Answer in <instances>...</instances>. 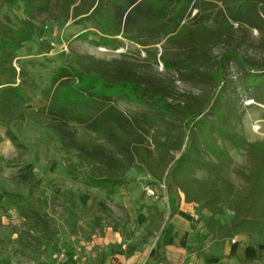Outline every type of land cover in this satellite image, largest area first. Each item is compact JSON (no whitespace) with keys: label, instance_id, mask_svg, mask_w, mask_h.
Segmentation results:
<instances>
[{"label":"trees","instance_id":"obj_1","mask_svg":"<svg viewBox=\"0 0 264 264\" xmlns=\"http://www.w3.org/2000/svg\"><path fill=\"white\" fill-rule=\"evenodd\" d=\"M12 10L22 15L17 25L8 14ZM211 12L216 14L214 27L205 24ZM41 15L91 24L97 40H89L92 31L87 29L81 40L95 47L117 48L120 39L128 41L175 79L140 74L125 59L76 55L74 65L53 69L37 95L43 104L27 110L38 85L27 68L30 62H21L18 55L35 40L41 51L52 49L36 21ZM252 30L260 36L258 58L242 54L252 45ZM237 32L247 38L237 37ZM219 46L221 52L213 57ZM231 68L250 99L264 102V0H0V127L21 133L27 119L45 126L66 157L68 175L78 178L73 170L83 167V184L102 191L106 199L129 183L126 175L132 168H139L164 182L174 199L171 215L181 202L202 204L211 213L207 227L224 237L264 228V142H249L229 126ZM174 81L197 86L198 93L175 91ZM116 100L148 110L129 116ZM37 115L45 121L37 122ZM218 141L244 149L251 164L247 174L239 173L249 186L248 196L228 225L214 219L221 213L223 195L195 178L196 171L216 175L232 163ZM71 154L77 165H72ZM31 170L30 164L19 169L20 181H33ZM151 210L147 227L155 231L162 213L156 206ZM17 212L24 220L42 223L39 212Z\"/></svg>","mask_w":264,"mask_h":264},{"label":"rangeland","instance_id":"obj_2","mask_svg":"<svg viewBox=\"0 0 264 264\" xmlns=\"http://www.w3.org/2000/svg\"><path fill=\"white\" fill-rule=\"evenodd\" d=\"M5 10H2L4 13ZM9 16L17 25L22 18L20 11H9ZM195 12L186 19L191 23ZM205 21L209 27H214L216 14L211 12ZM45 32L46 43L51 51L43 52L35 40L19 52L21 62L29 61L31 74L38 85L31 105L27 110H36L43 104L39 90L44 88L53 69L59 65L73 64L76 55L92 56L95 59L112 60L125 59L133 62L140 74L154 75L166 79H175L171 73L165 72L159 63L146 58V53L140 47L120 39L117 48H100L89 43L97 40L91 24L76 25L72 20L63 22L54 16L41 15L36 18ZM84 29L92 31L89 40H81ZM80 36V38H79ZM237 37H246L237 32ZM48 38V39H47ZM251 46L243 48L242 54L249 57H259L257 47L260 36L252 30L249 32ZM47 44V45H48ZM155 46V50L158 49ZM221 46L212 51L216 57L221 52ZM229 77L234 83L229 91L232 106L230 128L243 134L249 142H264V102L258 103L250 99V91H243L236 82L235 69L229 70ZM175 91L197 94L198 88L189 83L173 82ZM114 104L125 114L131 116L146 112L142 105L130 104L116 100ZM37 122H44L43 115H37ZM27 119L21 133L15 129L6 130L0 135V260L9 264H62L69 263L70 258L78 262L83 256L84 247L81 242H88L98 227L119 228L127 230L130 215L138 213L139 201L146 197L152 203L160 195L158 187L164 189V182L153 180L148 174L132 168L126 175L129 183L120 188L118 193L106 199L105 194L95 188L83 184V167L77 166L73 173L78 178L72 179L66 168V157L59 149V144L52 138L51 132L45 126L37 125ZM81 135V133H80ZM82 137V136H81ZM229 152L232 163L222 168L219 174H207L196 171L195 178L213 187L222 196L221 213L218 221L229 224L235 215V210H241V204L249 193V186L240 178L239 173L247 174L251 169L244 149L236 150L225 141H218ZM72 165L78 161L71 154ZM32 165L31 173L34 180L22 182L18 178L20 165ZM27 172V171H26ZM75 176V175H74ZM140 183V184H139ZM224 185V187H221ZM219 186V187H218ZM144 187V190H143ZM226 187L229 193L225 194ZM150 188L154 196H147L145 189ZM3 193L9 194L4 196ZM18 208L25 211L39 212L41 222L24 220L17 212ZM99 220L100 224H96ZM63 254L64 258L60 259ZM76 257V258H75Z\"/></svg>","mask_w":264,"mask_h":264},{"label":"crops","instance_id":"obj_3","mask_svg":"<svg viewBox=\"0 0 264 264\" xmlns=\"http://www.w3.org/2000/svg\"><path fill=\"white\" fill-rule=\"evenodd\" d=\"M2 132L0 127L1 136ZM161 189H156L158 198L164 200L153 198L152 203L146 197L139 201L140 211L130 215L127 230L100 225L88 242H81L84 252L80 260L74 262L70 258L67 264H264V228L224 237L207 227L211 213L202 204L181 202L171 215L175 207L173 196L166 186ZM153 206L162 213L155 231L147 227L146 221ZM214 219L218 221L219 216ZM147 230L152 231L148 238Z\"/></svg>","mask_w":264,"mask_h":264},{"label":"built area","instance_id":"obj_4","mask_svg":"<svg viewBox=\"0 0 264 264\" xmlns=\"http://www.w3.org/2000/svg\"><path fill=\"white\" fill-rule=\"evenodd\" d=\"M145 192H146V195H147V196H154V192H153V190L150 189V188H146V189H145ZM62 258H64V255H63V254L60 255V259H62Z\"/></svg>","mask_w":264,"mask_h":264}]
</instances>
